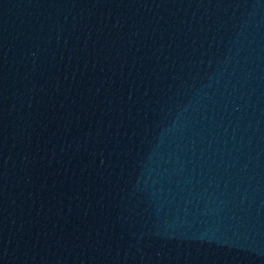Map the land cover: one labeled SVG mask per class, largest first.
<instances>
[{
  "label": "water",
  "instance_id": "water-1",
  "mask_svg": "<svg viewBox=\"0 0 264 264\" xmlns=\"http://www.w3.org/2000/svg\"><path fill=\"white\" fill-rule=\"evenodd\" d=\"M0 264H264V0H0Z\"/></svg>",
  "mask_w": 264,
  "mask_h": 264
}]
</instances>
